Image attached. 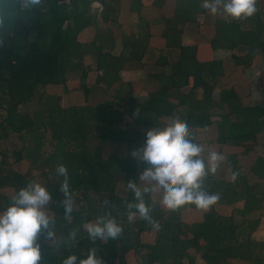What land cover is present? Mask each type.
<instances>
[{
	"label": "trees",
	"instance_id": "1",
	"mask_svg": "<svg viewBox=\"0 0 264 264\" xmlns=\"http://www.w3.org/2000/svg\"><path fill=\"white\" fill-rule=\"evenodd\" d=\"M173 1V15L160 14L164 46L158 48L144 0L130 1L123 24L121 0H40L29 10H20L22 0H0V111L4 112L0 143L14 139L21 144L12 152L0 148V191H12L2 204H10L19 188L37 183L35 174L40 172L53 199L49 204L53 236L50 240L43 232L38 236L41 264H62L64 257L86 256L89 249L96 251L102 264H128L126 255L131 252L136 264H196V258L203 264H264V240L252 238L260 225V218L252 215L264 209V155L256 157L247 172L239 155L225 156L230 181L214 174L203 179V189L219 200L199 222L184 223L182 213L203 210L193 205L164 210L152 199L153 190L144 193L150 219L130 215L135 209L128 205L135 197L128 182L141 190L146 186L139 177L146 165L131 153L143 146L146 130L168 125L162 119L187 124L190 138L204 148L245 147L247 156L264 140V101L244 105L251 85L234 80L235 75L243 77L258 56L264 58V0H257L253 16L237 21L205 14L203 0ZM164 3L153 0V12L160 13ZM200 24L213 28L209 49L229 52L227 59L202 61L197 44L183 43L184 36L200 34ZM87 32L92 37L82 40ZM146 68L143 81L156 87L140 98L136 84L124 82L121 75L127 69ZM70 74L78 77L83 106L62 107L60 96L46 93L47 86H56L68 94ZM90 75L95 77L92 87L87 86ZM113 87L110 99L88 103L94 89ZM33 101L38 102L36 110L22 109ZM213 126L215 139L207 144L199 141L198 134ZM110 145L115 151L104 157ZM20 163H27L25 173L15 169ZM59 165L68 172L72 201L68 214L61 203L64 177L56 174ZM218 207L232 208V213L223 215ZM100 215H110L121 225L116 239H89L83 225ZM72 232L74 240L69 237ZM149 233L156 235L155 242L142 243V236Z\"/></svg>",
	"mask_w": 264,
	"mask_h": 264
},
{
	"label": "clouds",
	"instance_id": "2",
	"mask_svg": "<svg viewBox=\"0 0 264 264\" xmlns=\"http://www.w3.org/2000/svg\"><path fill=\"white\" fill-rule=\"evenodd\" d=\"M39 3L40 0H22L20 10L32 9ZM256 3L257 0H203L202 9L207 15L237 21L253 16L257 12ZM144 135L143 146L131 155L146 165L139 175L146 186L141 190L132 181L128 182V188L135 197V202L128 205L129 209H135L130 215L150 219L144 193L153 188L161 193V207L170 211L185 205L208 210L219 200L217 194H209L203 189L202 182L207 175L216 173L224 160L221 153L210 151L205 160L204 145L193 142L188 125L179 120L163 128L152 127ZM56 174L64 177L61 186L64 200L61 203L65 213H71L66 167L57 166ZM232 179H236L235 174ZM10 199V204H0V264H41L38 236L42 232L49 240L53 236L50 230L52 220L47 210L53 202L52 193L33 182L19 188ZM83 228L92 241L116 239L122 232L121 225L110 215L97 216L94 221L85 223ZM69 237L74 240L76 233H70ZM62 264H102V261L94 249H89L86 256L70 254L64 257Z\"/></svg>",
	"mask_w": 264,
	"mask_h": 264
},
{
	"label": "rangeland",
	"instance_id": "3",
	"mask_svg": "<svg viewBox=\"0 0 264 264\" xmlns=\"http://www.w3.org/2000/svg\"><path fill=\"white\" fill-rule=\"evenodd\" d=\"M159 26H160V29H159L158 34L156 33V27L154 26L152 28L153 36H154L153 44H154V46H156L158 48H162L164 46V41L159 37V34L161 32V29H162L161 19L159 21ZM209 51L211 52L210 49H209ZM212 52H214V51H212ZM219 54L222 55L223 53H216V55H217L216 58H213L212 53H209L210 57L208 59H204V57H202L203 54L199 53V58L202 61H209L210 59H218ZM258 69H260V68L257 67L256 70H258ZM146 72H147V68L144 71L139 70V69H137V70L127 69L121 75L122 80L124 82L130 81V82H133L136 84V87L138 88V96L140 98H142L143 96L145 97V95L148 94L149 91L154 90L156 87L153 84H145L143 79H144V76L146 75ZM262 72H263L262 74H263V80H264V68L262 69ZM256 73H258V74L256 77L254 76L255 77L254 79L250 78L254 81V82H251L252 87L254 88V94L253 95H255L257 92L262 93V87H263L262 86L263 82L260 80V78L258 79V77H260V75H261L260 70H258L257 72H253V74H256ZM94 79H95V77L93 75L89 76V79L87 81L88 87L93 86ZM247 81H248V79H247ZM78 86H79L78 77L76 75L70 74L68 77V83H67V87H66L68 89L69 93L66 96L63 93L62 87H56V86H47L46 87V90H47L46 93L48 95L60 96L62 99V101H61L62 107L83 106V105H85V99H84L83 93L80 90H77ZM115 89H116V87H113L112 89H106V90L105 89H94L90 98H89L88 103L90 105H95L99 102H103V101L110 99L112 97ZM250 94H251V91H250ZM257 97L258 96L256 95V98H253V100L251 98H246L243 104L249 105L251 103H254L255 102L254 100L258 99ZM263 101L254 103V105L261 104ZM29 108L36 110L38 108V102L33 101V102L26 104L22 107V109L24 111H28ZM3 116H4V112L0 111V119H2ZM162 121L168 125H170L172 122H174L171 119H162ZM197 137H198L199 141H204L206 144L209 143L210 141L214 140L216 137L215 126L211 127L207 131L200 132ZM260 145L261 146L254 148L253 151L250 152L247 156H244L245 147L244 148H235V147L227 146V147L220 148L216 145H205V151L207 153L210 151L219 152L223 155L224 158L227 154H237V155H239L240 166L242 167L244 172H247L250 165L254 162L256 157L264 155V148H262V145H264L263 139L260 141ZM20 146H21L20 142H18L17 140H14V139L7 141V142L0 143V148L2 150H7L9 152L19 150ZM247 147L250 148L251 146L247 145ZM45 150L49 151L50 148L47 147V148H45ZM114 151H115V147H112V145H110L104 150L103 156L108 157L111 154H113ZM205 160H207V156L205 157ZM223 162H224V160L220 162V165H219V167H218V169L214 175L217 178H222L225 181H230V178H231L230 170L224 167ZM27 168H28L27 163H23V164L20 163V164L15 165V169L19 172H22V173H25ZM35 175H36V182L43 186L44 179L41 177L40 172L38 174H35ZM142 184H145V182L143 181ZM10 194H12L11 190L0 191V204H2V198L4 196L10 195ZM151 195H152V199L161 206V200H162L161 193L157 189L153 188ZM73 207L76 208L75 205H73ZM238 207H240V205H238ZM47 210H48V215L51 217L52 213L49 210V205L47 206ZM217 210L219 213L226 215V216H228L232 213V208L218 207ZM204 212H205V210H203L201 212H192L189 210H185L182 213V221L188 225H190L192 223L199 222V221H201L202 214ZM252 217L253 218H260V222H261V220H264V218H263L264 217V209L260 212L254 213L252 215ZM235 219H236L237 223L240 222V219L238 217H236ZM259 228H260V225L257 229V232H258ZM261 228H262V226H261ZM257 232H255V234ZM253 237H255L254 234L252 235V238ZM260 237H263V236L261 235ZM155 240H156V235L154 233L146 234V235L142 236V238H141L142 243H145V244H153L155 242ZM126 259H127L128 264H136V262H137L135 254L133 252L128 253L126 255ZM196 264H203V262H201L200 259L196 258ZM230 264H245V263L240 262V261H235V262H232Z\"/></svg>",
	"mask_w": 264,
	"mask_h": 264
},
{
	"label": "crops",
	"instance_id": "4",
	"mask_svg": "<svg viewBox=\"0 0 264 264\" xmlns=\"http://www.w3.org/2000/svg\"><path fill=\"white\" fill-rule=\"evenodd\" d=\"M130 1L131 0H121V12H122V15H121V19H120V22L123 24L125 22H127L128 18H127V11L129 9V4H130ZM152 1L153 0H144V7H145V13H146V16L148 17V19L150 20V24H151V31H152V28L155 26L156 27V33L158 34L159 33V29H160V26H159V21L161 19V16L162 17H171L173 15V12H174V8H175V3L173 0H165V3L164 5L162 6L161 10H160V13H156V12H153L152 10ZM92 8L94 10H98V5L97 4H93ZM127 12V13H126ZM129 14V13H128ZM161 14V16H160ZM126 15V16H124ZM203 21V19L201 18L199 20V22L201 23ZM201 25V28H200V34H195L193 36L191 35H186L183 37V43L185 45H193V44H197L199 46V50H200V53H202V57H204V59H208L210 56H209V53H212V57L213 58H216L217 55L216 53H223L222 55L219 54V58L218 59H227L228 56H229V52L225 51V50H216L214 52H210L209 51V47H208V43L207 41L213 36V28L209 27V26H206L205 24H200ZM162 30V29H161ZM152 34H153V31H152ZM92 37L91 33L87 32L82 38V40H89L90 38ZM115 38H116V41H117V47H116V50L115 52L116 53H119L120 51V40H121V34L119 32H117L115 34ZM262 56H258V58L254 61L253 65L251 66V68L247 69L245 71V74L243 77H241L240 75H235L234 77V80L237 82H241V81H244V82H247V83H250L251 85V94L249 97H246V98H251L253 100V98H256V95L258 96L257 98L258 99H255L254 103H257V102H260V101H263L264 100V80H263V72H262V69L264 68V58L262 59L261 58ZM258 68V70H260V77H258V79L260 78V80L263 82L262 84V93H256L255 95L254 94V88L252 87V83L251 82H254L252 79H254L258 73L256 74H253V72H257L258 70H256ZM256 70V71H255ZM255 76V77H254ZM252 78V79H250ZM248 79V81H247ZM237 82V83H238ZM253 89V90H252ZM67 94H65L66 96ZM146 96V95H145ZM144 97V96H143ZM244 98L242 100V103H244L245 99ZM253 102V101H252ZM254 103H251L249 105H246V106H253ZM264 218V217H263ZM262 218V219H263ZM262 226V228H261ZM257 232V231H256ZM263 236V237H260V236ZM254 236L253 239L256 240V241H263L264 240V220H261L260 222V228L258 230V232L255 234L254 233Z\"/></svg>",
	"mask_w": 264,
	"mask_h": 264
}]
</instances>
